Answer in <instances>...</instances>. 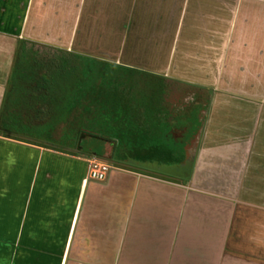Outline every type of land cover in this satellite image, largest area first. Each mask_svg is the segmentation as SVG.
I'll use <instances>...</instances> for the list:
<instances>
[{"label":"crops","instance_id":"crops-1","mask_svg":"<svg viewBox=\"0 0 264 264\" xmlns=\"http://www.w3.org/2000/svg\"><path fill=\"white\" fill-rule=\"evenodd\" d=\"M25 44L204 92L188 139L208 113L188 183L135 156L88 181V157L0 127V264H264V0H0V122Z\"/></svg>","mask_w":264,"mask_h":264},{"label":"flooded vegetation","instance_id":"flooded-vegetation-1","mask_svg":"<svg viewBox=\"0 0 264 264\" xmlns=\"http://www.w3.org/2000/svg\"><path fill=\"white\" fill-rule=\"evenodd\" d=\"M37 55L38 60H32L38 61V67L30 68L26 62L24 75L30 72L37 75L52 58L71 60L69 56L56 53L38 52ZM79 61L83 73L78 78L63 74L56 77L54 83L45 85L49 90L44 100L52 112L46 117L49 124L36 131L38 140L63 151L99 159L107 153V139H115V147L108 151L110 162L115 164L124 162L127 156L155 159L151 156L156 154L154 150L160 160L183 158L184 145L197 125L198 115L193 113L195 92L163 78L95 60ZM71 62L74 64L75 60ZM49 70L52 72L54 68ZM79 123H100L95 128L99 141L89 139V144H85L87 140L82 138L77 142L76 125ZM165 138L177 139L178 144L150 147L151 143Z\"/></svg>","mask_w":264,"mask_h":264},{"label":"trees","instance_id":"trees-1","mask_svg":"<svg viewBox=\"0 0 264 264\" xmlns=\"http://www.w3.org/2000/svg\"><path fill=\"white\" fill-rule=\"evenodd\" d=\"M24 46H25V48L24 47L20 48L19 56H18L17 61H16V65H15L14 73H13V77H12L14 89H12L11 95H10L8 101L6 102V105L4 106V110H3V114H2L1 122H0V127L4 132L5 131H11V132H15V133L29 135V134H33L39 128H45L49 124V122H47V120H46V117H47V115H49L52 112V108L44 100L45 93H48V90H49V87L48 86L46 87L45 85L54 83L55 78L60 77L63 74H70V75L73 74V75H75L76 78H78L80 76V74L82 75V73H83V69L80 68V66H79V62H80L79 60L84 61L85 59L77 57V56L69 55V54H66L64 52H60L57 50H53L50 48L36 46L34 44H25ZM38 52H44V53H48V54L56 53L59 55H65V56H69L71 60L67 61L68 62L67 63L65 60L63 61V59L52 58V59L48 60V62H45L48 65L42 66L43 68H45V70L42 69L41 71H38L37 75H34V72H30L28 75H24L25 73H23V72H24L25 68H27L25 66L26 62L29 63L28 67H30V68L38 67V65H37L38 61L36 63L34 61L36 59L38 60V55H37ZM32 59H34V60H32ZM72 60H75L74 64L71 62ZM49 68H54V70L51 72V70H49ZM78 82H79V79H78ZM21 83H23V84H25V83L37 84V85L44 84V86H42L43 90L36 92V93H41L43 96L41 106H39L38 102H37V104H34V101L32 98H31V100L27 99V100H23L20 102H15L13 100V96L16 93H19V94H21V93L25 94L26 93V96L29 98L32 97V94L34 93L33 91L32 92H23V91L17 92V88L19 87V85ZM15 86H16V89H15ZM201 93H202V95L197 93V97L195 98L196 99V102H195L196 105H194V110H193L194 114L198 113L197 109L200 108L199 106H197L198 101L203 100V99H207L209 97L204 92H201ZM195 111H196V113H195ZM13 113L20 115V117L17 116L18 118L17 117L16 118L18 120H21V121L12 122L11 124H9V123H7V116L11 115ZM35 116H37L36 121H34ZM39 116H41V122L38 121ZM99 125H100V123H87V124L86 123H79V124H77L76 125L77 142H78V139H82V138L87 140L85 144H89V142H88L89 139L93 140V142H98L99 139L97 136H95V128H98ZM185 139H187V138H185ZM107 141H108L107 145H106L107 153L105 156L104 155L100 156L99 159L102 161H105V162H110V159L108 157V155H109L108 151L111 150V148L115 147V141L116 140L115 139H107ZM174 143L178 144V140L172 139V138L158 139V140H156L155 144L151 143L150 147L153 149V147H162L163 145H165V146L172 145L173 146ZM85 144L83 145V147H85ZM155 151L157 152V150H154L153 153H155ZM80 155H84L88 158H92V156L88 155V154L85 155V154L81 153ZM155 155H157V157L159 156L158 153Z\"/></svg>","mask_w":264,"mask_h":264},{"label":"water","instance_id":"water-1","mask_svg":"<svg viewBox=\"0 0 264 264\" xmlns=\"http://www.w3.org/2000/svg\"><path fill=\"white\" fill-rule=\"evenodd\" d=\"M208 110L204 113V118L201 120L196 133L188 140L186 144V152L180 161L176 162H156L147 160L139 162V167L147 171H152L165 177L180 180L182 182H190L194 173L196 161L198 158L199 149L206 125Z\"/></svg>","mask_w":264,"mask_h":264},{"label":"built area","instance_id":"built-area-1","mask_svg":"<svg viewBox=\"0 0 264 264\" xmlns=\"http://www.w3.org/2000/svg\"><path fill=\"white\" fill-rule=\"evenodd\" d=\"M86 162L88 164V181L103 183L115 170L112 164L93 157L91 158V160H88Z\"/></svg>","mask_w":264,"mask_h":264},{"label":"rangeland","instance_id":"rangeland-1","mask_svg":"<svg viewBox=\"0 0 264 264\" xmlns=\"http://www.w3.org/2000/svg\"><path fill=\"white\" fill-rule=\"evenodd\" d=\"M155 153L157 154L156 151H155ZM70 155L79 158V157L77 156V154H70ZM151 156H154L155 158H158L157 155H154V154H152ZM81 159H84V160H86V161L91 160V158H82V157H81ZM114 168H116V167H114Z\"/></svg>","mask_w":264,"mask_h":264}]
</instances>
